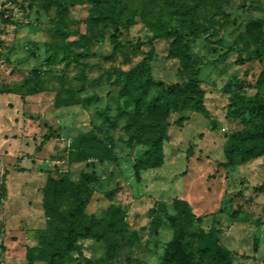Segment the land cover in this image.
Here are the masks:
<instances>
[{
    "label": "rangeland",
    "instance_id": "obj_1",
    "mask_svg": "<svg viewBox=\"0 0 264 264\" xmlns=\"http://www.w3.org/2000/svg\"><path fill=\"white\" fill-rule=\"evenodd\" d=\"M119 1L126 12L116 23L99 18L113 9L107 0H0V185L5 175L8 189L0 203V264H29L30 251L33 264H49L54 248L44 235L53 224L64 226L45 209L47 186L79 183L85 174L92 179L83 223L91 217L107 223L112 207L125 211L132 238L111 264H164L174 231L164 217L158 225L151 210L165 203L174 215L176 200L191 206L197 226L217 236L232 264H264V155L220 165L233 138L259 128L229 111L255 98L264 102V61H246L264 48V0H180L198 12L199 36L182 33L177 41L189 68L176 39L155 37L141 17H173L171 28L189 33L174 0ZM144 54L156 80L192 88L197 79L205 110L170 113L163 165L141 172L138 181L133 167L147 146L128 143L120 83ZM48 134L51 141L36 151ZM83 134L110 148L113 159L78 161ZM78 244L61 264L104 260L103 243Z\"/></svg>",
    "mask_w": 264,
    "mask_h": 264
},
{
    "label": "trees",
    "instance_id": "obj_2",
    "mask_svg": "<svg viewBox=\"0 0 264 264\" xmlns=\"http://www.w3.org/2000/svg\"><path fill=\"white\" fill-rule=\"evenodd\" d=\"M113 9L101 13L100 19L111 20L116 23L122 21L126 7L119 0H107ZM175 13L185 29H172L170 17L163 22L161 14L155 18H145L143 22L150 27L155 37L175 38L179 40L182 33L185 37H198L197 9H185L180 0H174ZM213 5L210 4L211 8ZM103 29H107L104 26ZM102 29V31H104ZM178 44L176 52L185 68H189L190 59ZM135 68L121 74L120 96L125 99V107L129 110L125 130L129 136L128 143L133 145L145 144L147 149L139 156L134 164V174L138 181L141 180V172L156 169L163 165V143L168 138V116L172 112L204 109V96L199 81L196 79L192 88L183 84L168 85L165 82L154 79L149 64V54ZM53 54L49 58H53ZM264 61V48H258L254 57L246 61ZM264 75V74H262ZM155 89V93L151 94ZM14 93L23 95L20 89ZM92 98L87 99L91 101ZM75 102V99L73 100ZM58 105L65 100L57 98ZM77 103V102H76ZM205 110V109H204ZM229 117L240 119L245 124H259L258 129L251 130L246 137L233 138L227 145L226 162L220 164L224 167L239 166L264 155V102L255 98L251 102L240 103L237 111L230 110ZM51 141V135H45L42 143L36 148L41 151ZM78 161L112 160L113 151L106 145L96 140L91 134H83L78 140ZM91 176L85 174L79 183L66 179L50 180L46 190L45 209L55 220L63 223V228L53 224L50 235L46 232L45 240L54 248L49 254V264H61L66 258L79 250L80 239L92 238L104 244L106 254L99 264H111L122 248L129 245L131 235L124 227L125 211L120 206L112 207L107 223L91 217L83 223L86 205L90 201L89 184ZM114 196V192L109 194ZM8 197V189L5 175L0 185V203ZM175 214L172 215L165 203H156L151 210L155 222L160 225L162 217L170 224L174 231L172 240L167 244L163 255L164 264H232L231 253L220 243L213 232L205 233L197 224L200 219H195L191 206L183 201L176 200L173 203ZM156 225V229L158 227ZM61 237L60 241L58 238ZM29 264H33L36 258L32 252H28Z\"/></svg>",
    "mask_w": 264,
    "mask_h": 264
}]
</instances>
